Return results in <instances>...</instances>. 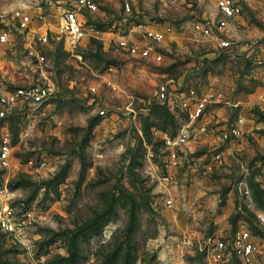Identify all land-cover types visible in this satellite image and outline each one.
Masks as SVG:
<instances>
[{
	"label": "rangeland",
	"instance_id": "374dc122",
	"mask_svg": "<svg viewBox=\"0 0 264 264\" xmlns=\"http://www.w3.org/2000/svg\"><path fill=\"white\" fill-rule=\"evenodd\" d=\"M217 1L114 0L100 17L102 40L74 51L59 44L42 70L22 45L0 53V90L43 73L58 89L52 100L0 118V144L9 137L13 146L0 188H8L18 223L14 234L0 228V264H243L234 256L215 262L206 248L210 237L230 239L241 227L264 249V0H241L226 49L192 29L217 17ZM17 3L0 0V14ZM139 24L175 29L161 63L114 44L112 32ZM169 81L226 99L210 105L208 131L187 154L177 150L174 168L164 137L190 119L153 97ZM168 174L177 184L171 208L162 202Z\"/></svg>",
	"mask_w": 264,
	"mask_h": 264
},
{
	"label": "built area",
	"instance_id": "2783aa9c",
	"mask_svg": "<svg viewBox=\"0 0 264 264\" xmlns=\"http://www.w3.org/2000/svg\"><path fill=\"white\" fill-rule=\"evenodd\" d=\"M114 0H18L10 10L0 14V53L17 54L22 45L25 56L33 66L42 70L47 64L48 54L59 44H67L74 51L90 40H102L108 34L104 30L102 16L110 11ZM218 15L193 22V31L203 39L212 41L219 49L232 45L233 22L241 15V0H218ZM125 10L131 11L129 2H125ZM116 47L137 59L161 63L170 41L176 40L175 29L170 24H139L133 27L130 34L114 33ZM28 85L0 90V118H6L13 111L25 106L38 107L58 94L55 83L44 75ZM110 88L118 87L109 83ZM181 85L163 82L158 84L153 97L158 103L165 105L172 112H185L190 122L176 137L165 134L164 143L170 150L169 168L180 164L177 150L187 154L192 139L200 133L208 131L211 114L210 105L225 101L222 91L203 94L197 88L182 90ZM96 92V87L91 88ZM101 116L107 115V109L99 110ZM13 146L11 138L5 137L0 144V166L9 169L12 165ZM220 156H218L219 158ZM45 165V164H44ZM174 175L163 176L167 195L162 197L163 206L171 208L175 204L172 188H177ZM170 184V185H169ZM264 226V215L259 217ZM18 223L10 206V193L7 187L0 188V228L2 231L17 233ZM208 255L215 262L236 257L243 264H264V249L259 248L254 235L245 227H241L236 236L230 239L210 237L206 242ZM225 258V259H224Z\"/></svg>",
	"mask_w": 264,
	"mask_h": 264
}]
</instances>
